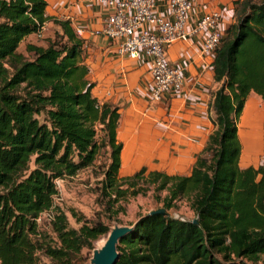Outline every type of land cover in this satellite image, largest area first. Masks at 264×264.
I'll list each match as a JSON object with an SVG mask.
<instances>
[{"label":"trees","instance_id":"obj_1","mask_svg":"<svg viewBox=\"0 0 264 264\" xmlns=\"http://www.w3.org/2000/svg\"><path fill=\"white\" fill-rule=\"evenodd\" d=\"M45 4L0 0V264L81 262V251L88 252L108 224L68 209L78 224L70 226L53 203L55 181L94 165L110 213L123 209L119 201L151 187L160 202L153 209L169 214L139 216L119 241L114 264H259L264 168L239 166L237 121L249 91L264 101V0L234 2V21L211 61L218 83L209 102L213 129L189 172L142 166L125 176L118 175V108L91 94L83 39L68 19L45 15ZM43 22L52 26V36L25 41L19 51ZM180 198L187 200L191 218L169 212ZM43 212L45 225L37 222Z\"/></svg>","mask_w":264,"mask_h":264},{"label":"crops","instance_id":"obj_2","mask_svg":"<svg viewBox=\"0 0 264 264\" xmlns=\"http://www.w3.org/2000/svg\"><path fill=\"white\" fill-rule=\"evenodd\" d=\"M44 1L45 15L68 19L74 31L80 30L76 34L84 41L87 79L93 83L91 94L118 108L115 128V137L121 143L118 175H129L142 166L167 174H187L213 129L209 102L211 92L218 86L212 79L213 53L200 50L201 35L177 39L166 47L167 61L183 71V84L179 91L152 102L146 60L141 56L118 55L115 41L100 32L107 7L95 0ZM154 1V11L164 14V0ZM235 1L191 0L185 28L189 29L202 14L218 11L224 30L234 21ZM245 112L256 115L262 123L264 105L253 91L247 93L239 119ZM258 151L245 156L240 145L238 162L242 167H256L252 159Z\"/></svg>","mask_w":264,"mask_h":264},{"label":"built area","instance_id":"obj_3","mask_svg":"<svg viewBox=\"0 0 264 264\" xmlns=\"http://www.w3.org/2000/svg\"><path fill=\"white\" fill-rule=\"evenodd\" d=\"M104 5L108 13L100 32L115 41L118 55L143 57L151 78L150 101H161L165 95L179 91L183 84V71L170 64L165 56L166 47L177 39L201 35V52L213 53L223 30L218 11L202 14L186 29L191 0H164V14L156 13L154 0H95ZM46 23L34 33L42 36ZM75 29V33H79ZM264 162V151L258 157Z\"/></svg>","mask_w":264,"mask_h":264},{"label":"rangeland","instance_id":"obj_4","mask_svg":"<svg viewBox=\"0 0 264 264\" xmlns=\"http://www.w3.org/2000/svg\"><path fill=\"white\" fill-rule=\"evenodd\" d=\"M52 32V26H49V24L48 26L46 25L42 36L36 37L34 34H31L28 38H24L19 43L18 50L23 51V45L25 41L39 42L40 39L47 35L52 36ZM261 103L264 105V101L261 100ZM237 125L239 137L238 140L241 141H239L241 143V148H243V152H245V154L243 152H241V154L249 156L251 152H255L257 149H259L258 153L253 155L254 159H252V162L256 166L262 165L264 167V162L258 158L259 155L264 151L263 120L261 123V119L257 118L256 115L245 112L241 119L238 120ZM246 136L247 138H245ZM238 164L240 167H242L241 162H238ZM99 178L100 169L94 165L79 170L72 176L56 179L55 185L57 193L53 198V203L54 205L59 206L65 212L70 226L77 227L78 224L74 222L73 218L69 214L68 209H73L76 212L81 213L86 219L90 221L98 220L108 224V226H112L113 223L128 225L134 222L139 216L160 205V202H156L153 198L152 188L150 187L145 194H137L133 197H128L124 202L119 201V203L122 204L123 209L115 214L110 213L106 209V199L102 198L97 190V180ZM164 193L165 191L158 192L160 197H162ZM169 212L174 216H181L183 218L192 217V211L190 210L188 202L185 198L176 200L174 206L169 209ZM47 217L48 212H43L40 214L37 222L45 225ZM103 236L104 234L98 237L93 242V246H95V244L99 242ZM91 249L88 252L85 250L81 251L82 260L79 262V264H89ZM263 260L264 256L261 257V262L259 264H264L262 263Z\"/></svg>","mask_w":264,"mask_h":264},{"label":"water","instance_id":"obj_5","mask_svg":"<svg viewBox=\"0 0 264 264\" xmlns=\"http://www.w3.org/2000/svg\"><path fill=\"white\" fill-rule=\"evenodd\" d=\"M149 214L169 215L163 208L150 210ZM135 222L136 220L128 225L113 223L108 226L102 239L92 247L89 264H114L118 257L116 247L119 241L133 230ZM191 222L196 223V218Z\"/></svg>","mask_w":264,"mask_h":264},{"label":"bare ground","instance_id":"obj_6","mask_svg":"<svg viewBox=\"0 0 264 264\" xmlns=\"http://www.w3.org/2000/svg\"><path fill=\"white\" fill-rule=\"evenodd\" d=\"M245 115H246V114H245ZM253 121H254V120H253ZM246 123H247V122H246ZM240 128H241V127H240ZM242 129H243V128H242ZM242 129H240V130H242ZM239 133H240V131H239ZM241 133H242V132H241ZM244 133H245V132H244ZM261 133H262V132H261ZM245 138H247V136H246ZM245 138H244V139H245ZM246 141H247V140H246ZM240 142H241V141H240ZM253 142H254V141H253ZM253 142H252V143H253ZM243 143H244V142H243ZM246 144H247V143H246ZM246 148H247V146H246ZM244 149H245V148H244ZM243 151H244V150H243ZM245 151H246V150H245ZM246 152H247V151H246ZM250 152H251V151H250ZM244 154H245V152H244Z\"/></svg>","mask_w":264,"mask_h":264}]
</instances>
